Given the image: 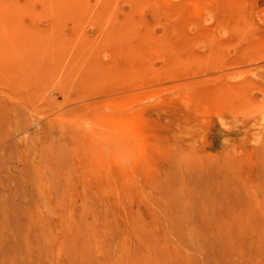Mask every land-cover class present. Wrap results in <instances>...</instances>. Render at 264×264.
Listing matches in <instances>:
<instances>
[{
  "label": "rangeland",
  "instance_id": "rangeland-1",
  "mask_svg": "<svg viewBox=\"0 0 264 264\" xmlns=\"http://www.w3.org/2000/svg\"><path fill=\"white\" fill-rule=\"evenodd\" d=\"M0 264H264V0H0Z\"/></svg>",
  "mask_w": 264,
  "mask_h": 264
},
{
  "label": "bare ground",
  "instance_id": "bare-ground-1",
  "mask_svg": "<svg viewBox=\"0 0 264 264\" xmlns=\"http://www.w3.org/2000/svg\"><path fill=\"white\" fill-rule=\"evenodd\" d=\"M126 122H127L126 125H128L129 127L133 128V129H135V130L140 129L139 126L136 125V124H137V123H136L137 121H132V120H130V119H127ZM138 132H139V134L141 135V137H142V139H143V142L146 141V138L143 137V135H142L143 133H142L141 129H140Z\"/></svg>",
  "mask_w": 264,
  "mask_h": 264
}]
</instances>
